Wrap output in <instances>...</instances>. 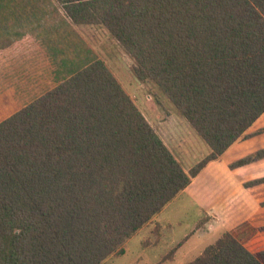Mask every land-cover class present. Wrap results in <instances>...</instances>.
I'll list each match as a JSON object with an SVG mask.
<instances>
[{"label":"trees","instance_id":"1","mask_svg":"<svg viewBox=\"0 0 264 264\" xmlns=\"http://www.w3.org/2000/svg\"><path fill=\"white\" fill-rule=\"evenodd\" d=\"M53 1L72 24L106 29L133 76L155 84L209 154L185 172L105 64L91 61L0 121V264L123 255L264 114V0ZM261 159L264 149L229 169ZM261 235L264 218L244 222L188 264H264V242L245 246Z\"/></svg>","mask_w":264,"mask_h":264},{"label":"rangeland","instance_id":"2","mask_svg":"<svg viewBox=\"0 0 264 264\" xmlns=\"http://www.w3.org/2000/svg\"><path fill=\"white\" fill-rule=\"evenodd\" d=\"M64 19L66 20L64 12L53 0H0V121L44 95L46 92L43 93V89L54 88L71 71L94 59L91 53L86 56L89 59L85 58L83 62L78 58L70 59L72 62L68 64H75L78 68L71 66L69 72H63L65 66H61L62 58L49 57L56 62L52 66L44 67L37 57L39 49L49 43L52 47L49 48L51 52L48 55L54 56L53 51L62 45H66L65 50L70 53L73 49L78 50V47L84 48L86 44L91 51L97 52L99 60L116 78L185 172L209 154L208 147L155 84L149 80L139 82L133 76L132 59L106 29L101 26L74 25L76 31L72 33L68 31V25L63 23ZM35 45L39 46L37 50ZM58 70L61 71L56 72ZM43 72L46 74L43 75ZM22 78L26 83L29 79V85H32V80L35 82L33 86L37 84L29 97V94L25 93L23 96L21 93V86L25 85L21 82ZM38 79L44 81L41 88ZM37 89H40V93ZM263 128L264 121L250 127L247 133L251 136L248 139L255 136L256 139L237 153L232 151V155L226 157L224 162L233 156L247 152L244 154L246 156L263 149L264 132L258 133ZM246 140L237 143L246 144ZM228 168L214 163L198 180L194 181L193 178L187 191L177 195L124 244L123 255L110 256L102 264H188L225 232H231L244 223L247 211L251 213L254 209L250 202L251 197L245 195V190L260 186L254 196L264 197V183L255 187H244V184L256 180L253 179L237 185L228 177ZM261 203L259 206L264 208ZM251 220L257 221L258 218ZM260 242H264V239L254 242L252 238L245 246L253 250L251 248Z\"/></svg>","mask_w":264,"mask_h":264},{"label":"crops","instance_id":"3","mask_svg":"<svg viewBox=\"0 0 264 264\" xmlns=\"http://www.w3.org/2000/svg\"><path fill=\"white\" fill-rule=\"evenodd\" d=\"M64 22L66 23V25H68L67 26L68 31H70L72 33L74 31H76V28H75L74 24H72L71 21L67 17H66V20L64 19L63 23ZM66 32H67V30H66ZM56 34H59L60 35V33H56ZM66 43H68V42H66ZM73 45L76 46V44H73ZM6 47H9V45H6ZM38 47L39 46H36L35 47L36 50H37ZM50 47H52V46L48 43V44H46V46H44L43 48H41V49H39L37 51L38 52V54H37L38 56L37 57L41 60V62L43 63L44 67H46V66H52L53 63L56 62L55 59H51L50 60L49 57L50 58H62V62L63 63H62L61 66H63V65L65 66L64 69H63V72H69L70 71L69 69L71 68V66H72V68L75 67L74 69H76L77 65H75V64H73V65L68 64V63H71L72 62V60H70V59L78 58L81 62H83V59H85V58L86 59H89L87 57H88V54L91 53L92 54L91 56L94 58L93 60H96V59L99 60V56L97 55V52H95L94 50H92L95 53L94 54L86 46V44L84 45V48L78 47V50H77V48H76V51L73 49V51L71 50L70 53L66 52V50H65V49H67L66 45H65V47L62 45L59 49H56V50L53 51V52H55L54 56H49L48 55V52L49 51L51 52V50H49ZM68 48H69V46H68ZM96 56H98V57H96ZM46 58H48V59H46ZM90 62L88 61L86 64L81 65L82 67H80L79 65L78 66L80 68H83L84 66L88 65V63H90ZM36 69H39V68H36ZM79 69H76L74 71H71L69 73V75L72 74L73 72H76ZM60 71L61 70H58L56 72H60ZM38 74L40 75V72ZM44 74H46V73L43 72V75ZM48 74H50V73H48ZM54 74H55V72H54ZM69 75L66 76L64 79L68 78ZM5 77L8 78V79L10 78L7 75H5ZM12 78L14 79V77H12ZM11 81H13V80H11ZM21 82L22 83H25V85H26V86L25 85L21 86V93H22V95L24 96L25 93H27V94H29L28 97L31 96V93L30 92L35 91V89H36L35 87H36L37 84L35 86H33V84L35 82L32 80V85H29V83H30L29 79H28V81L26 83V81L23 78H22ZM37 82L41 84V86H40V88H41L42 87V84L44 83V81H41V79H38ZM51 88H48V89H43L42 88L44 90L42 92L43 93L44 92H47ZM38 91L40 93V89ZM39 93L37 94L36 97H38ZM259 121H264V114H262V116L255 123H257ZM254 139H256V136L255 137H252L251 139H248V140L244 141V142H246V144L244 142H242L244 144L235 143L234 145H232L223 155H221L218 158V160L208 163V165H206V167L194 178V181L195 180H198L199 177H201V175H203L205 173L206 169L209 166L213 165L214 163H220L224 168L227 169V167H229L230 164H232L233 162L237 161L236 158L241 159V158L246 157L249 154L254 153L255 151H253V152H251V153H249V154H247L245 156L244 154L247 153V152H245V153L243 152L244 154H242L240 156L239 155L233 156L232 159L226 160L225 161L226 163L224 162V159L226 157H230L232 155V151L235 152V153H237L240 149H242L243 147H245V145H248V144L252 143ZM219 159H220L221 162H219ZM258 168H261V169L258 170ZM255 169H257V171H255ZM228 172H229L228 177H230L234 181V183H236L237 185H241L243 182H245L247 180H253V179L262 178V177H264V159L258 160L256 162H253V163H250L248 165H245V166H242V167H238V168H235V169H230L229 170V168H228ZM258 188H260V186L259 187L252 188V189H249L247 191L245 190V193H246L245 195H249L251 197L250 202L252 203V208H254L251 213H249V211H247V214H246L247 216L245 217L246 218V221L245 222H248V221L249 222H254V221L251 220L253 218H260V219L264 218V208L259 206V203L264 202L263 201L264 200V197H257L256 195L254 196V192L257 193V191H258L257 189ZM187 189H189V186L185 190L187 191ZM193 199H196V198L193 196Z\"/></svg>","mask_w":264,"mask_h":264}]
</instances>
